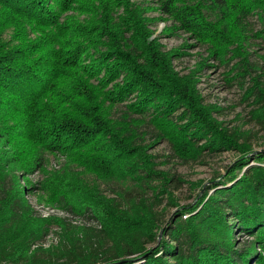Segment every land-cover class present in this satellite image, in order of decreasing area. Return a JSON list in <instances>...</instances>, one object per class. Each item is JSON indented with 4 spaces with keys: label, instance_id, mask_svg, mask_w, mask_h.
<instances>
[{
    "label": "trees",
    "instance_id": "16d2710c",
    "mask_svg": "<svg viewBox=\"0 0 264 264\" xmlns=\"http://www.w3.org/2000/svg\"><path fill=\"white\" fill-rule=\"evenodd\" d=\"M259 43L264 0H0V264H264V153L199 89L227 66L264 132ZM162 142L187 164L241 157L203 191L158 168ZM183 184L200 190L185 205ZM29 198L94 224L42 219Z\"/></svg>",
    "mask_w": 264,
    "mask_h": 264
},
{
    "label": "rangeland",
    "instance_id": "374dc122",
    "mask_svg": "<svg viewBox=\"0 0 264 264\" xmlns=\"http://www.w3.org/2000/svg\"><path fill=\"white\" fill-rule=\"evenodd\" d=\"M152 16H157V14L154 13ZM253 22H256V19H254ZM165 26L166 24L162 23L159 30H162ZM184 37V35L173 38L164 37L161 39V42L165 49L169 51L171 49L180 48L184 43ZM262 48L263 44L259 43L253 50L258 51L260 55H263L264 51ZM183 52H189L192 57H182L175 60L174 64L177 71L187 73L195 67V64L199 61L198 54L204 53V50L199 48L188 51L183 50ZM210 64L213 67L205 69L202 75L201 83L199 84V89L205 97L206 103L215 104L225 109V112L218 115V117L219 120L231 123L229 127H243L244 130L251 131L252 135L250 137V145L252 152L264 153V132L256 127L255 124H251L245 120L247 119V115L251 108L249 107L248 102H242L243 91L236 83L232 86L228 85L226 79V74L228 72L227 66L220 65L214 61H211ZM247 83L250 85L249 81H247ZM240 115L243 117V120L241 121L237 118ZM151 152L158 158L157 163L159 165V169L170 171L171 174L181 177L186 182L195 183L198 184V186L201 185L199 187H201L203 191L219 184L220 176L226 174L230 167H234L241 157V155L236 152H225L221 155H210L205 157L202 161L190 162L187 164L176 159H167V157L171 155V152L169 145L166 142L160 143ZM52 165H55L54 160L52 161ZM250 165H258V163L251 162ZM32 179L36 181L37 176ZM199 187L196 191H192L189 190V186L187 184H183L178 192L180 204L185 205L193 202L195 196L200 191ZM102 188L108 194H111L109 187L103 185ZM29 199L42 219L50 217L65 218L67 220H72L71 223L78 226L82 225L81 222L94 224L93 222H89L81 217H73L71 213L62 211L61 209L54 210L43 205L41 206L33 198ZM173 214L174 211L170 212L167 219L170 220ZM79 220L81 222H79ZM57 242V236L52 233L51 236L46 239L45 243H41V245L48 248ZM34 247L36 248V246Z\"/></svg>",
    "mask_w": 264,
    "mask_h": 264
},
{
    "label": "water",
    "instance_id": "95a60500",
    "mask_svg": "<svg viewBox=\"0 0 264 264\" xmlns=\"http://www.w3.org/2000/svg\"><path fill=\"white\" fill-rule=\"evenodd\" d=\"M162 234H163V232L160 233L159 239H162Z\"/></svg>",
    "mask_w": 264,
    "mask_h": 264
},
{
    "label": "built area",
    "instance_id": "2783aa9c",
    "mask_svg": "<svg viewBox=\"0 0 264 264\" xmlns=\"http://www.w3.org/2000/svg\"><path fill=\"white\" fill-rule=\"evenodd\" d=\"M160 27V26H159Z\"/></svg>",
    "mask_w": 264,
    "mask_h": 264
}]
</instances>
